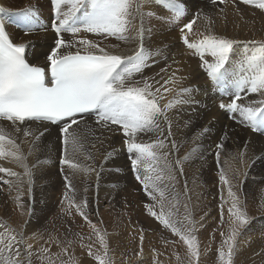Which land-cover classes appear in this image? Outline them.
Segmentation results:
<instances>
[{"label": "bare ground", "instance_id": "bare-ground-1", "mask_svg": "<svg viewBox=\"0 0 264 264\" xmlns=\"http://www.w3.org/2000/svg\"><path fill=\"white\" fill-rule=\"evenodd\" d=\"M181 2L187 6V15L179 21L166 23L156 17H145L144 28L151 29V33H145L143 46L151 59L143 73L136 74L133 79L140 81L144 77L153 86V90L161 88L158 94L164 96L160 100L161 105L173 100L180 88L189 86L196 89L192 95L199 104H178L168 110L167 115L172 122L170 137L166 135L167 124L161 121L162 135L140 134L138 142L164 139L168 148L163 151L171 150V154L161 159L156 168L162 179L156 181V173L149 174L153 176L154 183L164 191V211H171L174 221H182L185 226L194 227L193 234L197 239L200 238L199 252L211 244L209 239L215 233L220 244L229 234L232 220L229 208L233 201L228 195V186L219 180L220 170L223 169L232 184V190L239 198L238 208L246 212L249 218V223L239 230L236 237L233 264H248V257L264 259V162L249 164V158L264 149V135L253 133L237 123L238 114L236 120L226 121L222 117L225 116V111L218 108V103L221 99L228 102L229 97L212 90L210 79H207V75L199 67L198 57L193 56L183 45L180 29L200 11L202 14L193 25L190 38H199L198 34L206 30L210 20L213 34L239 42L234 46L235 57L239 58L245 52L250 55L264 42V10L245 4L243 0H225L224 3L219 0L216 3L211 0ZM36 4L42 8L41 23L47 25L49 15L54 14L49 0H0V7L9 12ZM62 10L67 11L68 8L64 7ZM141 11L158 12V9L154 5H146ZM13 19L16 17H5L6 30L11 38L14 42L30 40L26 58L30 63L43 64L44 57L39 54L48 51V46L54 41V33L49 31L47 34L41 32L39 36L22 37L20 28L11 23ZM136 23L139 26V18ZM63 35L65 40L73 39L71 34ZM128 35V40H117L115 37L105 38L82 31L75 39L84 38L99 44L110 53L126 56L140 46V37L136 31H131ZM112 45L118 47L113 48ZM83 50L81 49L82 52ZM182 77L187 79L182 80ZM165 80H169L167 85L164 84ZM162 85L171 91L165 92ZM245 96L246 104L264 99L253 93H246ZM213 117L216 118L215 121L212 120ZM186 121L189 122L187 126ZM0 126L7 136L15 139L20 153L25 157L22 162L12 157L0 158V167L17 173H0V235L14 234L17 240L23 238L27 243L33 244L32 251L41 246L49 248V252L55 254L62 252V248L70 247H74V252H84L88 245L86 248L71 245L73 242H84V245L90 243L103 252L92 230L94 225L101 233L102 225V235H108L103 236L109 252L114 254L140 253V236L143 234V251L138 258L129 259L130 264L140 260L157 261V255L164 257L168 264H190L187 246L149 214L146 206L154 205L155 211L159 212L160 203L152 200L135 179L130 163L131 154L124 144L122 131L105 130L95 123V118H87L78 129L82 147L73 152L70 146L65 151L62 141L58 139L61 134L56 125L28 122L21 128L27 127L32 132L29 136H24L23 131H15L8 121H0ZM205 126L210 131L194 140V135ZM225 132L227 136L221 141ZM170 141H175L176 149L171 148ZM221 142L224 147L218 149L217 144ZM4 143L5 150H9L10 146L6 141ZM11 150L16 151L14 148ZM218 151L219 164L216 156ZM106 153H112L111 157L105 159ZM59 156L69 157L79 167L63 164L59 161ZM89 156L92 158L89 159ZM177 160L181 163L177 164ZM23 165H27L31 172V183ZM237 170L240 173L247 172L246 177L240 175L239 182L233 175ZM64 176H68L72 182V198L75 203L82 204L87 200V207L83 209L87 220L77 214L74 207L70 208L68 201L64 200L62 203ZM222 232L224 236H221ZM169 235L174 241L168 238ZM16 246L21 248L22 258H25L24 245ZM119 256L117 258L120 259ZM201 260L202 257L199 258ZM160 264L163 263L160 261Z\"/></svg>", "mask_w": 264, "mask_h": 264}, {"label": "snow or ice", "instance_id": "snow-or-ice-1", "mask_svg": "<svg viewBox=\"0 0 264 264\" xmlns=\"http://www.w3.org/2000/svg\"><path fill=\"white\" fill-rule=\"evenodd\" d=\"M219 2L224 3L225 0ZM212 3H216V0H212ZM243 3L264 10V0H243ZM146 5H154L158 12H142L141 9ZM49 6L54 16L49 15L47 25L41 23L43 12L39 4L30 5L16 12H9L4 7H0V120L10 122L15 131H23L24 136L32 135L27 127L21 128L28 122L56 125L61 134L58 139L62 141L65 151L70 146L73 152L82 147V138L78 129L81 122L86 121L88 117L94 116L95 123L108 131L115 130L112 126H117V129L122 131L124 144L131 154L130 163L135 179L152 200L160 203L159 212L155 211L154 205H147L149 214L178 236L187 246V254L198 262L199 243L193 234L194 227H187L182 221H174L173 213L164 211V191L154 183L153 176L149 174L155 172V180L162 179L156 168L161 159L171 154V150L163 151L168 148L164 139L158 138L147 143L138 142L140 134L162 135L161 121L167 124L166 135L170 137L172 122L167 115L168 110L178 104H199L192 95L196 89L191 86L182 87L173 100L161 105L160 100L164 99L163 95H158L161 88L153 90V86L144 77L140 81L133 79L136 74L143 73L151 59L143 46L145 33L149 35L151 33V29L144 28L145 17H156L166 23L179 21L187 15L186 4L181 0H49ZM64 7L68 10L63 11ZM201 14L197 11L180 29L183 45L193 56L198 57L200 69L212 82V90L229 97L228 102L221 99L218 108L230 113V119L236 120L238 114L237 123L253 133L264 135V99L244 103L246 93L264 97V42L260 43L250 55L245 52L236 58L234 46L239 42L213 34L210 20L206 30L198 34L199 38H190L193 25ZM5 17H16L11 23L20 28L22 37L39 36L41 32L54 33L55 38L48 46V51L39 54L44 57L43 64H33L28 61L26 55L31 41L22 39L21 42H14L6 30ZM137 18H139V26L136 23ZM82 31L105 38L115 37L117 40H128V34L136 31L140 37V46L138 50L126 56L110 53L93 41L84 38L75 39ZM65 33L71 34L73 39L65 40L63 35ZM112 47L118 46L112 45ZM72 49L76 50L72 51ZM81 49H84L83 52ZM92 49L96 51L93 52ZM152 63L155 61L152 60ZM168 83L169 80L164 81L165 85ZM141 84L143 86H140ZM161 87L165 92L171 91L168 87L163 85ZM215 119L212 118L213 121ZM188 123L186 121L185 126ZM209 131L210 128L205 126L194 135L193 139L198 140ZM226 136L227 132L221 137V141ZM5 141L10 146L7 151ZM170 144L172 149L177 148L175 141H170ZM223 147V142L217 144L218 149ZM12 148L16 151H12ZM111 155L112 153H106L105 159L110 158ZM219 155L218 151L216 153L218 164ZM7 157L20 162L25 159L15 139L7 136L4 128L0 126V158ZM91 158L89 156V159ZM257 161L264 162V149L249 158L250 165H254ZM62 163L73 168L79 167L67 156L63 158ZM176 163L180 164L181 161L177 160ZM23 166L31 183V172L27 169V165ZM0 173L17 175L3 167H0ZM233 175L239 182L240 175L246 177L247 172L240 173L237 170ZM219 180L223 185L228 186V195L233 201L229 208L232 218L229 234L223 240L219 259L222 264H233L236 237L239 230L249 223V218L246 212L238 208L239 198L232 190V184L223 169L220 170ZM3 182L8 183V181ZM64 188L62 203L64 200L68 201L69 207H74L76 213L87 220L83 211L87 207V200L85 199L82 204L75 203L72 198L73 185L68 176H64ZM221 221L223 222V215ZM92 230L103 252L102 254L99 250L93 252L92 246L88 245V255L93 257L97 264H112L104 236L94 225ZM221 236H224L223 232ZM143 240L141 234V252ZM18 244L24 245L23 256L28 258L27 264H31L33 244L27 243L23 238L17 240L14 234L0 235L2 264H25L22 250L16 246ZM42 251L49 253L50 250L45 247ZM64 252L66 253L67 249H64ZM177 259H179L178 254Z\"/></svg>", "mask_w": 264, "mask_h": 264}, {"label": "rangeland", "instance_id": "rangeland-1", "mask_svg": "<svg viewBox=\"0 0 264 264\" xmlns=\"http://www.w3.org/2000/svg\"><path fill=\"white\" fill-rule=\"evenodd\" d=\"M207 79H208V77H207ZM210 83H212V82H210ZM222 117L225 118V120L227 121L228 118L230 117V115L227 112H225V116H222ZM102 229H103V227L101 225V234L103 233L102 232L103 231ZM103 235L105 237L108 236V235H106V233L103 234ZM214 235H212L210 237V239H209V240H211V244L212 245L210 244L208 247L207 246L204 247L203 251L200 252L199 258L202 257V260L201 261L198 260V262H197L194 258H191L190 257V264H191V262H193L192 264H194V263L195 264H222V262L219 259V250L221 249L220 247L222 246V244H220L218 242V240L216 239L217 233H215ZM168 238H172L171 240L174 241L173 240V237L171 235H169ZM198 240H200V238L197 239V241ZM71 245L72 246H76L77 245L78 247L86 248L87 245H91V244L90 243H86V245H84V242L83 243L73 242V243H71ZM82 245H83V247H82ZM42 249L43 248L40 246L38 250L32 251L33 252V255L31 257V264H97L96 260L93 257H90L88 255V250H89L88 248H86V250L84 252H77V250L74 252V251H72V249H74V247H70L68 249L67 248H62V249H60V250H62V252H57L56 254H55V252H53V253L52 252L43 253ZM55 249H58V248H55ZM64 249H67L68 252L65 253L64 252ZM225 249H226V247H225ZM92 251L93 252H96L97 249L94 248V247H92ZM112 253L113 252H108L109 259L111 261L113 260L112 261V264H113V262L115 260L117 262L115 261L114 264H130L129 259L131 260L133 257L138 258L139 257V254L141 252L140 253L135 252V253L130 254V255H127V254L123 255L124 253H121V254H114L113 253V255H112ZM101 254H102V252H101ZM114 255H116V256H114ZM117 255L118 256L121 255V256H119L120 259L117 258L118 257ZM41 257H47V258H41ZM157 257H159V258H157V261L158 262L157 261H149V260H144V261L140 260V261H135L134 263H131V264H146V263L147 264H160V261L163 264H168V263H165L164 257L159 256V255H157ZM126 258H127V260H126ZM24 259H25V264H27L28 258L25 257ZM251 259H253V260L250 262ZM127 261H129V262H127ZM248 261H249L248 264H264V259L262 257H257V258H255V257H248Z\"/></svg>", "mask_w": 264, "mask_h": 264}]
</instances>
